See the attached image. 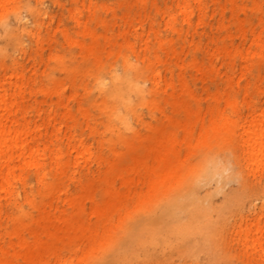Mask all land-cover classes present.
I'll list each match as a JSON object with an SVG mask.
<instances>
[{"label":"rangeland","instance_id":"rangeland-1","mask_svg":"<svg viewBox=\"0 0 264 264\" xmlns=\"http://www.w3.org/2000/svg\"><path fill=\"white\" fill-rule=\"evenodd\" d=\"M198 2L4 0L0 20L6 18L10 26L0 25V63L8 69L7 76L15 57L14 73L25 77L18 115L26 128L33 129L31 138L46 158L54 141L68 163L61 178L68 191L46 195L44 211L23 206L32 213L27 220L38 231L43 223L58 231L52 238L39 232L58 250L57 255L45 257L48 264H100L103 255L125 238L131 222L151 214L163 218L165 225L147 226L140 235L125 239L128 254L119 264H264V241L261 248H252L249 235L236 233L250 227L255 213L261 217L258 227L264 226V206L261 213L258 210L264 205V158L254 170L251 162L245 166L241 160V176L221 187L214 181L194 184V203L181 200L188 207L179 214V221L169 215L172 192L188 179L189 169L214 152L221 159L231 156L225 151L232 146L227 139L230 120L248 126L247 114L264 111V0ZM15 6L29 21L42 20L37 42L25 31L19 32L22 50L17 30L12 31L17 25ZM126 70L131 78L138 71V85L146 92L154 89L143 101L130 96L136 108L126 116L136 133L123 128L115 118L122 106L103 92L113 88V78H106V85L98 88L105 76L117 74L122 79ZM154 72L160 77L156 87L148 79ZM121 84L124 90L126 84ZM178 103L188 105L189 112ZM215 124L221 132L217 138ZM160 129L165 135L173 133L164 145L171 148L169 157L176 169L165 177L160 173L162 162L150 152ZM118 130L136 147L137 165L131 151L123 156L125 140H117ZM99 161L105 171L98 175L94 169ZM122 165L126 170L115 174ZM73 166L82 169L80 178L70 175ZM110 166L114 170L107 171ZM24 172L32 193L39 197L33 169ZM193 210H199L201 225L208 222L217 231L203 245V229L183 238L174 232L175 225L186 223ZM247 216L248 221L239 226V220ZM28 240H34L33 236ZM7 245L8 238L3 236L0 247ZM3 255L15 261L10 252Z\"/></svg>","mask_w":264,"mask_h":264},{"label":"bare ground","instance_id":"bare-ground-1","mask_svg":"<svg viewBox=\"0 0 264 264\" xmlns=\"http://www.w3.org/2000/svg\"><path fill=\"white\" fill-rule=\"evenodd\" d=\"M200 1L201 0H199V2ZM3 5L4 0H0V8H2ZM12 11L17 25L11 28L13 32L17 30L19 36H17L18 40L16 39V41L18 45H21L19 49L22 50L23 40L19 32L22 33L25 31L30 36L34 37V40L37 42L42 20L39 19L40 21H38L34 19L32 22L29 21L26 15L21 14L19 6L12 8ZM76 13H79V11ZM0 25L2 28H8V26H10L6 18L0 20ZM11 60V66L9 68L10 74L7 76L4 73L8 69L3 63H0L3 71V74L0 75V239H2L3 236L8 238V247H0V264H37L41 261H44V264H48V260H45V257H50L52 254L57 255L58 250L51 241L48 242L41 239L39 232H42L48 238H52L53 236H58V231L52 230V228L48 226L49 224L45 223L41 225V230L38 231L36 227H33L27 220L31 218L32 213L30 210L24 209L23 206L26 204L32 209L44 211V197L46 195H54L56 192L63 190H65V192L68 191V185L66 184L64 187V185L61 184V178L68 169V163L63 158V151L55 147L54 141L50 142L52 147L46 158L45 154L41 152L39 144L31 138L33 129L29 130L26 128L23 116L18 115L23 105L25 77L22 72L14 73L17 67V61L15 57L11 58ZM139 75L138 71H136L134 77L131 78L126 70V76L122 79L117 77V74H114L107 75L98 82V88L101 90L100 87L106 85V78H113V88L103 92L104 94L113 96V101L122 106L120 109L117 108L115 118L119 120V123L124 129L131 130L133 133H136L134 124L129 120V116H126L129 110L133 112L136 108V105L130 98L131 94L136 96L138 101H143L145 95L150 94L151 91L154 92V89L146 92L138 85ZM148 79H150L156 87L157 82L160 80L158 72H154ZM118 81L120 84H118ZM121 83L126 84L124 90H122ZM230 104L233 105L232 102ZM178 105H182L186 113L189 112L188 105L184 103H178ZM246 109H248V107H246ZM247 115L248 116L245 118L247 120L244 122L247 123V121H249L248 126L243 124L234 125V121L230 120L231 127L227 131V139L232 146L225 151H230L232 157L224 155V159H221L219 154L214 152V154H211L208 158H201L195 169H189L188 172L190 176L188 179L183 180L181 182L182 184L180 183L177 189L172 192L173 195L170 201L172 202L173 210L170 212V208H168L171 218L179 221V214L186 212L188 205L181 202L183 198L188 199L190 204L194 203V184H206L209 181H214L218 187H221L229 179L241 176L242 169L239 164L241 160L245 163V166L251 162L253 170L260 165L261 160L264 158V111L258 115H254L253 113ZM168 119L172 121L171 118ZM239 127H241L242 130L239 131ZM213 134L216 138L221 135L220 128L216 124L213 127ZM116 138L118 141L126 139L122 137V133L119 130L116 132ZM172 138L173 133L165 135L163 130L160 129L157 131V136L154 140L155 146H150L151 154L156 156L163 164L160 171L162 177L169 175L176 169L169 157L171 148L164 145L166 141ZM76 141L77 143H81L80 139H76ZM234 141L237 142V145L233 144ZM123 145L125 146L123 156H125L126 151H131L134 166L140 163L138 160L139 155L135 154L136 147L131 143V140H125ZM110 150L115 152L113 147ZM46 164L48 165L47 169H45ZM125 167L126 166L122 165L117 169L115 168V174L121 175L123 171L126 170ZM234 167H237L238 170ZM25 168L33 169V180L37 185L39 197H36L32 193L33 186L30 182V178H28V175L24 172ZM109 168L110 169L106 170H114V166H110ZM150 170L152 171L153 168L151 167ZM52 171L54 176H50ZM85 171H89V168H86ZM102 171L105 170H102L99 161L94 172L99 175ZM81 173L82 169H77L74 166L71 167L70 175L73 177L80 178ZM107 178V181H109L108 191L111 192L113 191V180H110V176ZM244 185L246 187V182H244L243 186ZM248 188H252V186L248 185ZM166 200H168V198ZM263 206V204L259 206L258 210H260V213ZM8 207L11 209H7ZM252 207L253 209L255 208L254 205H252ZM198 213L199 210H193L186 223H178L175 225L174 232L179 238H183L188 234L199 232L203 229L200 237L203 245L207 241H210L208 238H212L213 240L214 236L217 235V231L215 228L211 227L208 222L201 225ZM255 214L252 216L253 219L250 227L239 230L236 233L237 235L241 234V232L246 233V235H249L252 239V248H261L262 242L264 241V226L262 228L258 227L261 217ZM261 215L264 217L263 212ZM248 216L239 220V226L244 220L248 221ZM164 222L163 218L156 214H151L149 216L143 215L137 218L127 227L125 238L119 239L118 243H116L117 245L115 244L116 246L111 248L108 251L109 253L107 252L103 255L100 264H119L120 259L128 254L126 251L127 249L125 250L127 245V242L124 241L125 239L128 241L133 236L138 235L140 231L144 230L147 226H150L151 229L157 228L159 225L163 227L165 225ZM65 232L68 233V229H65ZM31 235L34 240L29 241L28 237ZM154 236L155 232L153 231L150 239H153ZM5 252H10L11 255L14 256L15 261L5 257L3 255ZM67 264L72 263L69 261Z\"/></svg>","mask_w":264,"mask_h":264}]
</instances>
